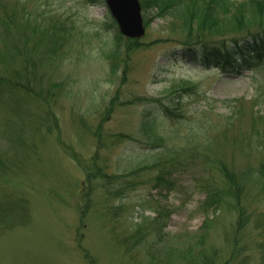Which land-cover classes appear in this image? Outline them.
<instances>
[{"label": "rangeland", "instance_id": "1", "mask_svg": "<svg viewBox=\"0 0 264 264\" xmlns=\"http://www.w3.org/2000/svg\"><path fill=\"white\" fill-rule=\"evenodd\" d=\"M0 1L6 12L20 2ZM29 5L79 27L48 73L37 66L36 95L22 91L0 104V264H150L148 251L162 257L170 245L195 241L205 218L199 206L206 157L236 173L251 168L255 176L264 164V58L207 68L181 56L161 18L151 17L145 36L129 40L117 34L104 2ZM29 45L20 57L38 65L44 48ZM18 60L12 67L20 68ZM6 72L0 63V75ZM50 80L60 87L47 96ZM11 107L23 119L19 132ZM146 107L156 119L142 131L137 122ZM196 131L206 137L193 136ZM155 133L166 140L152 154L174 153L173 191L148 183L156 169L126 175L151 158L146 147ZM262 200L252 206L256 219ZM218 241L214 234L206 245ZM217 255L214 264H225L228 252ZM244 256L229 264H253Z\"/></svg>", "mask_w": 264, "mask_h": 264}, {"label": "trees", "instance_id": "2", "mask_svg": "<svg viewBox=\"0 0 264 264\" xmlns=\"http://www.w3.org/2000/svg\"><path fill=\"white\" fill-rule=\"evenodd\" d=\"M98 1L103 2V0ZM140 1L143 12L150 15L146 18V24L148 25L151 17L166 21L167 31L171 37L168 40L179 44L181 56L189 58L192 62L206 67L213 64L224 69L234 61L264 58V0ZM88 3L94 4L92 1ZM12 5L6 12L0 1V63L7 70L5 75H0V104L12 103L14 96L22 91L31 96L36 95L38 89H34L32 84L37 81V66L43 65V73H48L51 70V61L57 59L58 54L62 56L63 48L67 43L71 45L75 38L73 32L79 27L75 20L66 25L65 20L56 14L36 11L35 7L29 5V0H20ZM111 23L114 25L112 21ZM82 36L87 41L92 38L86 30ZM118 38L113 43L117 48ZM24 43L30 44L29 46L33 44L35 48L43 46L44 57L40 59L38 65L30 61V57L25 59L20 57L22 49L28 48ZM16 59L20 61V68L12 67ZM8 67L10 69L12 67L11 73ZM56 86L59 88L60 83L52 84L50 80L49 86L44 89L46 95L50 96L52 88ZM17 109L9 108L14 111L19 124L23 119ZM150 109L152 107H146L145 115H142L137 122L138 129L142 131L148 130L155 123L156 117L148 112ZM168 112L166 115L161 114L162 117H169ZM23 128L24 125H20L18 132ZM201 132L196 131L193 136L200 139L206 137L205 132L203 131V134ZM258 134L259 131L256 137L262 136ZM126 138L131 139V137ZM165 140V137L158 133L150 137L146 148L151 158L147 156L145 162L136 163L126 175L136 177L140 173H148L156 169V177L151 178L148 183L151 182L153 189L162 186L168 192L173 191L175 183L171 179L173 169L169 156L174 153H167L164 159L152 154L155 149L162 147ZM207 141L212 147L211 140ZM190 142L193 143V140ZM261 147L264 149V143ZM245 153L250 154L246 151ZM214 159L209 156L205 161L209 169L206 184L201 187L205 191V199L199 206V210L205 216L200 227L201 232L196 234L195 241L189 240V243L181 246L178 245L179 243L168 246L162 257H157L152 251H148L147 259L150 264H214L213 259L217 258V254L224 249L228 252L225 264L240 259L244 253H246L243 257L244 261L264 264L262 256L259 257L264 253V212L259 213L257 219L254 217L256 214L252 212L255 203H263L264 164L263 166L262 163L260 164V169H257L259 175L255 176V171L251 168L236 173L223 161ZM135 184L133 182L132 186L134 187ZM122 192L123 190L118 191L112 196H120ZM223 218L227 221H224L225 219L222 221ZM252 218L256 220L253 221ZM219 226H222L221 230ZM137 232L143 231L137 229ZM213 233L219 238L218 243L206 245ZM140 237L142 239L143 235L141 234Z\"/></svg>", "mask_w": 264, "mask_h": 264}, {"label": "water", "instance_id": "3", "mask_svg": "<svg viewBox=\"0 0 264 264\" xmlns=\"http://www.w3.org/2000/svg\"><path fill=\"white\" fill-rule=\"evenodd\" d=\"M108 9L117 23L119 31L131 38L144 34L141 6L138 0H105Z\"/></svg>", "mask_w": 264, "mask_h": 264}]
</instances>
